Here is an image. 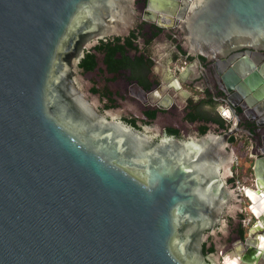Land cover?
I'll use <instances>...</instances> for the list:
<instances>
[{"label": "water", "instance_id": "water-1", "mask_svg": "<svg viewBox=\"0 0 264 264\" xmlns=\"http://www.w3.org/2000/svg\"><path fill=\"white\" fill-rule=\"evenodd\" d=\"M133 16V0H0V264H217L202 242L238 201L231 131L153 141L77 94L81 38ZM181 21L192 52L264 53V0H190ZM252 170L258 217L264 158Z\"/></svg>", "mask_w": 264, "mask_h": 264}, {"label": "flooded vegetation", "instance_id": "flooded-vegetation-1", "mask_svg": "<svg viewBox=\"0 0 264 264\" xmlns=\"http://www.w3.org/2000/svg\"><path fill=\"white\" fill-rule=\"evenodd\" d=\"M189 1L133 0V21L125 27L86 33L80 40L77 94L96 116L153 141L230 130V149L242 161L245 187L255 194L252 169L264 158V105L258 99L264 83L258 80L253 90L246 77L249 71L263 76L264 53L192 52L181 21ZM236 177L230 167L223 186L228 204L238 199L236 208L222 231L213 227L215 234L202 242L203 254L217 257V264H264V212L252 214L236 191Z\"/></svg>", "mask_w": 264, "mask_h": 264}, {"label": "built area", "instance_id": "built-area-1", "mask_svg": "<svg viewBox=\"0 0 264 264\" xmlns=\"http://www.w3.org/2000/svg\"><path fill=\"white\" fill-rule=\"evenodd\" d=\"M231 169H232V173L237 176L235 179L236 191L241 198H245L247 188L245 187L243 180L238 177L239 170L241 169V159H240L239 155H237V154H234L232 157ZM249 209H250V211H252L251 205H250ZM249 220H250V218H248L246 220V223H248Z\"/></svg>", "mask_w": 264, "mask_h": 264}, {"label": "bare ground", "instance_id": "bare-ground-1", "mask_svg": "<svg viewBox=\"0 0 264 264\" xmlns=\"http://www.w3.org/2000/svg\"><path fill=\"white\" fill-rule=\"evenodd\" d=\"M263 198H264V196H263ZM264 200V199H263ZM258 208H259V206H257V203L253 206V210L255 211V212H257L258 211Z\"/></svg>", "mask_w": 264, "mask_h": 264}, {"label": "trees", "instance_id": "trees-1", "mask_svg": "<svg viewBox=\"0 0 264 264\" xmlns=\"http://www.w3.org/2000/svg\"><path fill=\"white\" fill-rule=\"evenodd\" d=\"M219 122L222 124V121L221 120H219ZM249 172H251V171H249ZM239 176L243 180L242 172H240Z\"/></svg>", "mask_w": 264, "mask_h": 264}, {"label": "rangeland", "instance_id": "rangeland-1", "mask_svg": "<svg viewBox=\"0 0 264 264\" xmlns=\"http://www.w3.org/2000/svg\"><path fill=\"white\" fill-rule=\"evenodd\" d=\"M242 162V161H241ZM240 172H241V169L239 170V174H240ZM240 177V176H239Z\"/></svg>", "mask_w": 264, "mask_h": 264}]
</instances>
